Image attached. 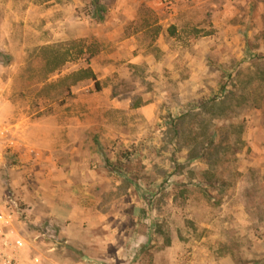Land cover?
<instances>
[{"label":"rangeland","instance_id":"1","mask_svg":"<svg viewBox=\"0 0 264 264\" xmlns=\"http://www.w3.org/2000/svg\"><path fill=\"white\" fill-rule=\"evenodd\" d=\"M0 264H264V0H0Z\"/></svg>","mask_w":264,"mask_h":264},{"label":"trees","instance_id":"2","mask_svg":"<svg viewBox=\"0 0 264 264\" xmlns=\"http://www.w3.org/2000/svg\"><path fill=\"white\" fill-rule=\"evenodd\" d=\"M95 14H96V17H95V21L97 22H103L104 21V14H105V9L100 6L99 4L95 5ZM222 90L217 93V94H214L212 96L209 97L208 100L206 101H202L201 104H200V110L202 111V109L204 110L206 106H209V108H212V106H214L215 104L219 103L220 102V98L222 96ZM170 129L173 130L174 132V137H176L178 140L176 141V143L173 145L174 146V149H173V155L177 154L180 152V148H178L177 146L179 145V132H177L175 130V125H174V121L171 120V123H170ZM215 136H216V129L214 128V130H210L207 134V137L202 140L201 142H199V144L197 145V143L195 144V146L191 149L188 150V153L186 155V160L187 162H192V161H195L197 159H203V157H205V150H206V147L209 145H212L215 147L216 144H213L215 143L214 140H215ZM197 145V146H196ZM124 159H127V156L122 154L121 157L119 158L118 160V163L115 164L113 162H111L110 160H108L107 158H104V166L110 170V171H113V172H119L121 169H122V160ZM118 165V166H117ZM164 183V182H163ZM164 187H161L159 190L161 191Z\"/></svg>","mask_w":264,"mask_h":264}]
</instances>
